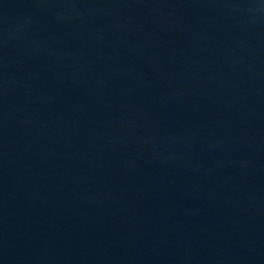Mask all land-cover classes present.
<instances>
[{
    "label": "water",
    "instance_id": "95a60500",
    "mask_svg": "<svg viewBox=\"0 0 264 264\" xmlns=\"http://www.w3.org/2000/svg\"><path fill=\"white\" fill-rule=\"evenodd\" d=\"M0 264H264V0H0Z\"/></svg>",
    "mask_w": 264,
    "mask_h": 264
}]
</instances>
